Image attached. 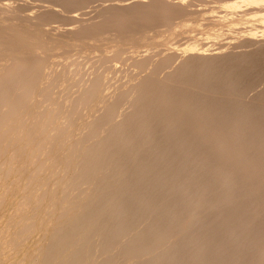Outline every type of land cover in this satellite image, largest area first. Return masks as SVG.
Instances as JSON below:
<instances>
[{
  "label": "bare ground",
  "instance_id": "6f19581e",
  "mask_svg": "<svg viewBox=\"0 0 264 264\" xmlns=\"http://www.w3.org/2000/svg\"><path fill=\"white\" fill-rule=\"evenodd\" d=\"M0 264H264V0H0Z\"/></svg>",
  "mask_w": 264,
  "mask_h": 264
}]
</instances>
